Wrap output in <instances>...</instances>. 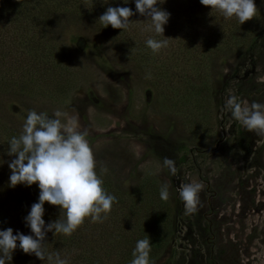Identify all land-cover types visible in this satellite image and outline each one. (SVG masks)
I'll list each match as a JSON object with an SVG mask.
<instances>
[{
	"label": "rangeland",
	"instance_id": "rangeland-1",
	"mask_svg": "<svg viewBox=\"0 0 264 264\" xmlns=\"http://www.w3.org/2000/svg\"><path fill=\"white\" fill-rule=\"evenodd\" d=\"M254 3L255 17L240 25L199 0H161L170 14L162 36L135 0H0V167L13 159L8 133L21 134L29 110L76 115L96 174L116 197L103 222L88 217L71 236L46 233L45 250L68 264H131L137 241L149 237L150 264H264V136L226 107L233 97L264 104V0ZM109 6L133 10L127 29L103 27ZM149 38L168 45L153 53ZM185 183L202 184L191 214L179 198ZM31 186L19 198L18 185L0 182V231L32 235L24 218L39 189ZM57 214H46L45 226L63 219ZM26 261L49 264L34 254Z\"/></svg>",
	"mask_w": 264,
	"mask_h": 264
},
{
	"label": "clouds",
	"instance_id": "clouds-1",
	"mask_svg": "<svg viewBox=\"0 0 264 264\" xmlns=\"http://www.w3.org/2000/svg\"><path fill=\"white\" fill-rule=\"evenodd\" d=\"M158 2L161 3V0H135V10L150 20L149 30L163 36L164 25L170 14L158 8ZM199 2L210 7L211 11L219 12L225 20L235 17L240 25L252 20L257 13L254 0ZM133 15L129 7L109 6L98 19L103 27L110 25L113 29H127L129 18ZM146 44L153 53H157L167 47L168 38L162 41L149 38ZM226 107L248 132L264 136V104L253 102L250 107H243L233 97L226 102ZM86 137L87 132L80 130L76 115L57 111L48 116L43 112L28 111L22 132L18 137L11 138L7 154L15 156L8 164L11 170L9 187L37 184L39 188L38 202L31 205L30 212L24 218L32 235L20 232L14 235L12 228L0 231V264L10 262L17 247L25 254H34L41 261L47 259L49 264H68L59 252L48 253L45 250L43 244L46 233L71 236L86 218L91 217V222L97 223L107 217L116 197L103 189V181L96 174L94 155ZM134 147L139 157L142 146ZM163 166L172 176L176 175L177 168L173 159L163 158ZM170 187L171 181L163 183L160 190L162 200L169 199ZM201 189L200 183L180 185L179 198L188 214L197 210ZM45 202L58 206L59 216L62 215L63 219L58 218L45 226ZM150 251L149 237L138 240L132 252L131 264H150Z\"/></svg>",
	"mask_w": 264,
	"mask_h": 264
},
{
	"label": "trees",
	"instance_id": "trees-1",
	"mask_svg": "<svg viewBox=\"0 0 264 264\" xmlns=\"http://www.w3.org/2000/svg\"><path fill=\"white\" fill-rule=\"evenodd\" d=\"M27 1V0H26ZM15 4V3H14ZM18 5H21V3H16L15 4V6H18ZM263 26H264V21H263ZM254 27H256V25H254V26H252V28H249V26H248V28H245L244 30H243V35L244 36H246V38H249L253 33H255V30H254ZM254 35V34H253ZM248 36V37H247ZM242 41L243 40H241V43H242ZM9 134V136L6 138L7 140L5 141V143L6 144H8V142H10V140H11V138L12 137H18L19 135H17L16 133H14V132H11V133H8ZM0 147H2V145L0 146ZM8 148H9V144H8ZM12 158L13 159H15V156H12ZM11 160H8L7 161V163H3V165L0 167V182L1 181H3V180H5L6 182H8L9 183V177H10V175H11V170L9 169V167H8V164H9V162H10ZM107 184V185H106ZM110 185L107 183V182H103V185H102V187H103V189L105 190V191H109V194L111 195L112 194V192L110 191V190H112V188H110V190H109V187ZM38 187V186H37ZM36 189V187H32V186H25V185H23V184H18V189H17V192H18V197L20 198V197H22V194L23 193H30L31 194V190H35ZM39 189V188H38ZM140 193V192H139ZM47 205H49L47 202H45V204H44V209H45V211H44V216H43V218H46V214L48 215L49 213H58L57 214V216L55 217V218H57V217H59V215H60V212H59V208H58V206L56 207V206H52V205H49L48 207H47ZM6 215H8V212H5V216ZM160 215V214H159ZM159 215L157 216L156 214H155V212H150V215L148 216V217H152V218H156V220L155 221H158L159 223H164V221H160V217H159ZM55 218H53V220L55 219ZM161 219H162V217H161ZM47 226V225H46ZM157 239H158V237H156V236H154V238L152 239V240H154L155 242L157 241ZM160 241H161V238H160ZM158 249V248H157ZM157 249H155V246H154V251H156ZM48 253H51V251L49 250V249H47L46 250ZM21 252H23L22 250H21ZM25 254V253H24ZM172 258V257H171ZM171 258L169 259V261H168V263H171L172 262V260H171ZM26 259H27V254H25V255H21V254H19L18 252H14L13 251V253H12V260L10 261V262H12V263H14V264H27L28 263V261H26ZM39 261H41L40 259H38ZM43 261H47V263H49L48 262V260H43ZM43 261H41V262H43Z\"/></svg>",
	"mask_w": 264,
	"mask_h": 264
}]
</instances>
